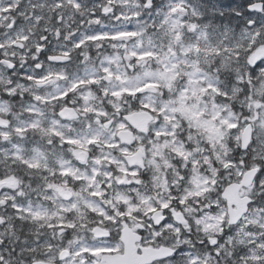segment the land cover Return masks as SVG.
I'll return each mask as SVG.
<instances>
[{
  "label": "snow or ice",
  "instance_id": "6c2138e0",
  "mask_svg": "<svg viewBox=\"0 0 264 264\" xmlns=\"http://www.w3.org/2000/svg\"><path fill=\"white\" fill-rule=\"evenodd\" d=\"M0 264H264V0H0Z\"/></svg>",
  "mask_w": 264,
  "mask_h": 264
}]
</instances>
